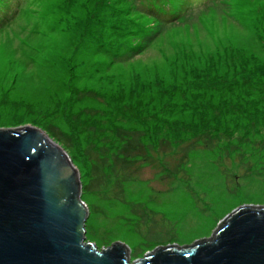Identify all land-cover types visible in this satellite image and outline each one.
I'll return each mask as SVG.
<instances>
[{
  "label": "rangeland",
  "instance_id": "374dc122",
  "mask_svg": "<svg viewBox=\"0 0 264 264\" xmlns=\"http://www.w3.org/2000/svg\"><path fill=\"white\" fill-rule=\"evenodd\" d=\"M0 11V129H37L65 152L85 242H120L134 261L264 206V0Z\"/></svg>",
  "mask_w": 264,
  "mask_h": 264
},
{
  "label": "water",
  "instance_id": "95a60500",
  "mask_svg": "<svg viewBox=\"0 0 264 264\" xmlns=\"http://www.w3.org/2000/svg\"><path fill=\"white\" fill-rule=\"evenodd\" d=\"M67 155L43 132L0 129V264H264V206H240L210 238L130 261L85 242L86 206Z\"/></svg>",
  "mask_w": 264,
  "mask_h": 264
},
{
  "label": "trees",
  "instance_id": "16d2710c",
  "mask_svg": "<svg viewBox=\"0 0 264 264\" xmlns=\"http://www.w3.org/2000/svg\"><path fill=\"white\" fill-rule=\"evenodd\" d=\"M2 1H4V0H2ZM181 9V8H180ZM177 12H179V10H177ZM2 14V11H0V15ZM167 15H169L168 17H171V18H175L174 16H172V15H170L169 13L167 14ZM166 16V15H165Z\"/></svg>",
  "mask_w": 264,
  "mask_h": 264
}]
</instances>
